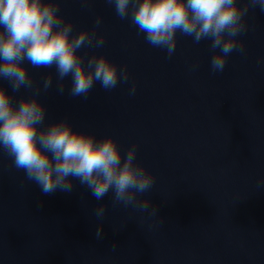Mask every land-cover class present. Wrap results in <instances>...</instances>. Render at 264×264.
<instances>
[{"label": "water", "instance_id": "obj_1", "mask_svg": "<svg viewBox=\"0 0 264 264\" xmlns=\"http://www.w3.org/2000/svg\"><path fill=\"white\" fill-rule=\"evenodd\" d=\"M59 3L74 34L102 18L103 47L79 51L126 65L129 80L111 91L96 83L87 99L73 98L70 76L61 95L54 67L25 61L35 84L53 77L38 97L47 108L42 127L67 118L97 139L112 135L122 155L136 145L137 161L155 177L139 199L157 215L113 206L111 191L98 200L72 177L71 191L44 194L0 148V264H264V13L249 11V30L239 37L245 52L234 51L213 73L210 41L177 33L169 58L105 0ZM0 86L14 103L32 96L3 78Z\"/></svg>", "mask_w": 264, "mask_h": 264}, {"label": "clouds", "instance_id": "obj_2", "mask_svg": "<svg viewBox=\"0 0 264 264\" xmlns=\"http://www.w3.org/2000/svg\"><path fill=\"white\" fill-rule=\"evenodd\" d=\"M121 20H130L144 34L152 47L165 50L170 58L176 50L177 33L191 37L193 43L210 41L213 53L210 67L222 72L227 58L235 51L245 52L239 37L249 30V11L264 13V0H105ZM102 18L97 16L91 30L73 33L71 20L60 14L59 0H0V78L7 80L13 92L32 90L30 98L18 103L0 86V148L12 159V166L22 170L27 180L35 182L42 193L71 191L69 177L86 185L96 199L111 191L113 206H132L157 215V209L139 196L155 184L154 175L136 159L137 146L122 155L112 136L97 139L92 133L74 130L67 118L42 127L47 108L38 98L53 87L48 74L42 85L35 84L25 65L55 68L56 91L63 95L65 78L71 77L68 95L87 99L96 83L106 90L127 83V66L119 67L106 55L86 56L80 49L101 48L104 34H97ZM261 61H258L260 63ZM136 84L129 93L134 95ZM221 106V105H220ZM264 186V177L258 187ZM105 207L95 210L98 219ZM161 226L164 220L160 218ZM102 237V228L96 231ZM116 245L112 246V250Z\"/></svg>", "mask_w": 264, "mask_h": 264}]
</instances>
